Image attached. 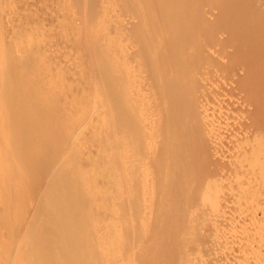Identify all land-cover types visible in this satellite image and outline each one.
Segmentation results:
<instances>
[{
  "label": "bare ground",
  "instance_id": "1",
  "mask_svg": "<svg viewBox=\"0 0 264 264\" xmlns=\"http://www.w3.org/2000/svg\"><path fill=\"white\" fill-rule=\"evenodd\" d=\"M80 1L81 0H79L78 3H80ZM126 1H121L122 5H119V7L122 8L123 6L124 8V10L120 8L121 10L119 9V12L121 14H123L122 12L125 13L123 14V16L125 15L123 17L118 12L120 16L123 17V19L120 17L122 19L121 23L120 20L117 19L119 20V23L121 25H118L121 28V31H119L117 35L114 30V27L116 26V24H118V22L115 20L116 18H114V20L115 23H117L113 24L114 21L112 22V26H114V29L112 28L111 24L109 26L110 29L112 28L111 30L109 29L110 32L113 30L114 31L111 34L108 32L110 34L109 38L111 39L108 38L109 48L107 51L108 46L106 47V51L108 53L105 56V63L101 58L102 55H99L100 51L99 53L96 52L97 56H95L94 51L92 52L94 54L93 57H95L94 60L97 59V61H93L98 62V64L96 63L95 65L94 63H92L95 67L97 66L96 68L94 67V70H99V68L103 67L102 69L106 73L105 74L102 69L99 70V72L102 73L101 76H103L105 79L104 89L106 102L104 103H107V108L105 111V127L107 129H105L107 155L109 160L112 161L110 162L111 167L119 172V179L121 178L119 180L121 181V187L125 186L123 187L124 191H122L124 193H121V201L119 203V205H121V207L119 206V213H122L120 214L121 220L120 223L116 225L114 229H112V232H119L121 235H127L129 233V230H131L139 220L140 215H142V207L140 206L141 202H143L141 200L143 199L140 200V197L141 193L144 190V187L147 188V185H152V187L155 188L156 184L158 185L159 183L162 184L164 182L165 185L167 184L166 181H168V185L172 186L173 189H168L167 187L169 186L166 185L167 187H164L162 185L163 188L168 189L166 191L169 194L168 197H171L169 190H172V192H174V187L176 189H179V191L181 189L183 190L184 194H179L180 204L177 203V206L176 202L174 201L175 197H171L173 198V201L171 200V202L174 205L176 204L175 206L177 207H175L176 210L172 212V209L170 212V208L171 206H173V204L169 201L170 197L166 198L168 200L163 199L164 203L158 204V206L152 208L150 210L149 216H157L156 222L158 224H161V222L163 221L164 226L171 225V227L175 230L172 233L175 237H168H173L174 240H170L174 241L176 245L177 242L178 244H182L184 235H187L185 233L189 232V235L194 231L200 232L197 229H200V227L198 226H200L201 223L202 226L203 224L204 226H206L205 224L207 223V221L211 222L214 219L211 216L217 217L216 214L213 215L214 212L209 216L202 215L205 218L203 217V219L202 216H200L203 221H198L200 224L196 223L197 226L195 224L194 226L193 224H191L192 226H189L187 224L188 221H186V219H188L189 217L186 219L184 218L188 216L187 214L189 213V211H191L190 207L193 206L192 203L194 202L196 204L194 199H196L195 196L202 188V185H205V183L209 181V178L211 180L214 177L216 178L219 174V169L221 172L223 171L222 168H219L220 157H218V155L221 152L217 151V149L220 150L221 144L219 143V148L217 147L218 143L216 142L219 134H216L214 131H221L218 130L219 128L221 129V124L228 125V123L225 122V118L221 116L220 119H218L221 120V118H223L224 120L222 119V122L224 123L220 121L221 123L219 122L220 125H218V127H220L217 129V124L214 125V121L217 118L215 117L216 115L214 116L213 114L214 111L212 113L213 115H211L214 116V118H211L210 116L212 110L218 108L215 110L216 112L217 110H220L219 107L222 108V110L223 107H225L226 111H224L226 112V115L224 114L225 112L221 110L217 111L216 113L223 112L221 115H225L227 121L229 119V124H231V126L233 127L232 132L235 133L236 131L237 134L239 133L238 135H241L240 132L242 133V137L238 136L240 139L242 138L241 141L239 139V143L243 141V147L241 148L242 150L240 149L241 146L238 145H234V148L238 150V154L240 153L242 154V157L246 158L247 164L249 163V168H246L249 170H264V0ZM116 29H118V27ZM118 30L116 31L118 32ZM111 35L114 36L111 37ZM117 49H119V51ZM92 55L90 56V59ZM90 61L92 62V60ZM106 64L107 66L104 68ZM1 65H3V63H1L0 66ZM2 69L3 66H1V71L4 72L5 69ZM2 72H0V74ZM99 72L97 73L98 75ZM103 73L105 74V76ZM1 75L3 76L4 74L2 73ZM7 75V77L12 76V74L9 75V73ZM217 75L218 78H220L219 76H221L224 81L221 80L222 78L218 79L216 77ZM212 76L213 78L215 77V79H212ZM4 77L5 75L3 76V78ZM7 77L4 79L1 77L2 81L5 80L3 82H7L6 84L8 85L7 86L5 84L6 87L4 88L6 89H3L2 87L5 85H3V83L1 82V88L2 90H4V92L6 90H9L8 93L5 92L6 94H9V97L7 98L5 95L1 96H5V98L8 99L10 103L7 101V99L6 102H8L10 106L7 103V106H5V104L2 102L6 108H4L5 112L0 115V124L3 126L0 127V133L2 134L1 131H4V134L0 135V137L3 136V141L0 139V186H2L1 183L3 184V186L5 184V186H2L4 189L2 187L0 188L1 190H4V192L8 193L5 197L6 200L7 197L9 198L12 195L14 196V202H11V199L13 198H9L10 203H7L9 199L7 200V202L5 199H3V201L6 202L5 204H9V206L7 205L9 207L7 208L9 209V213L12 210V214L8 213V216L3 213L7 210L5 209L6 205L4 206L3 203H0L4 206L2 207L0 205L2 207V209H0L5 210L2 211L3 214L0 212V215L2 216L0 218V224L1 227L4 225L3 227L6 229L5 231L3 229L0 231H9L8 233L10 235L16 236H11L13 238H11L13 243L11 241L9 245L4 244L5 247L6 245L11 247V251H8L9 255L7 254L8 252L3 254V252H5L6 250L3 251L1 250L2 247L0 248V254H3L1 255V257L4 258L2 259V262L5 261L4 264H8L10 262L16 264L17 261L16 263L14 261H10L9 257L11 256L10 258H17L20 250L16 248H23V250L25 251L24 253H29L27 252L28 250H25L26 244L29 242V244L31 245L28 246L29 244H27V249H30V247H32L31 250L33 249V251H30V253L27 254L29 261L31 259L29 264L33 262L32 259H35V261L38 260V263L35 262V264H40V259L37 258L36 260V257H38L39 255L42 259L41 264H96V259L98 258L97 257L95 259L94 256L96 255H94L91 259L87 257V253L89 252V250H85L86 243H88L89 247H87L89 249L91 245L94 246L96 244H98V246L102 248L103 244L100 243L99 240L94 241L96 244H94V242H91V237L94 236H90L89 238L87 237L88 240L87 238H84L87 235H96L95 232L98 231L96 219L93 218V215L88 211L92 205L97 204L98 198L90 196L88 200L87 197L84 199L83 193L85 194L86 191V194H88L87 188L90 187L86 188L85 184L86 190L84 191V184L82 183V186L79 185L80 183L78 181V177L82 174L77 172H79L80 170V172L82 173L83 167H81L82 169H78L79 165L77 166V163L81 161L80 158H82V161L84 160L87 163V159L86 156L83 157L82 155H77V152L75 150L76 148L73 147L76 140L73 136L77 137V135L81 132H85L82 133L85 135L88 134L89 131L87 133L86 127L83 128L79 126V120L77 117V121L74 122L75 120L73 121L71 119V116L69 115L68 117L72 120V122H74L72 123L74 126L71 127L72 124L70 125V123L67 126L68 121L65 120L69 118H66V112L64 114H61L63 112L59 113L58 111L54 110V112L59 113L58 115L51 110L53 108H49L51 111L50 112L48 111V108H45V110L47 109V111H45L43 107H38L39 104H36V100L34 99V97L38 95V91L35 95V93L33 92L34 90L32 89L34 85L29 86L30 90H32L31 92L34 94H32L31 97L32 99H34L33 101H35V103H33L40 109L37 111V107H35L32 102L29 104V102L27 101H19V98L17 99V93L20 91L19 96H21V91L23 90L22 87H19L20 80L18 78H20L21 76H13V81H11L12 79L10 80V78H8V80ZM6 79L11 82L9 83L8 81H6ZM15 80L17 82H14ZM18 87L19 89H22L19 90ZM36 87L37 86H35V88L33 87L35 91ZM25 88L27 89V87ZM101 89H103V87ZM101 89L99 88V90ZM4 92L3 94H5ZM15 95L17 96L15 97ZM211 97H214L215 99L213 100ZM216 98H219L220 100H216ZM2 99L4 98H1L0 100L2 101ZM16 99L19 102H17ZM29 100L31 101V98ZM210 100H212L213 102L216 100L217 105L215 106L216 102H214V104ZM218 100L220 101V104H218ZM21 101H23L24 103H22ZM209 102L211 103V108L213 104V106L215 107H213L214 109L210 108V113L208 112V110L210 111L208 107ZM18 103L19 105L23 104V106H25L24 108L27 107L26 109H28L29 105H33L32 107L30 106V108L31 110H34V116L31 115L30 111L27 112L29 109H24L22 105V107H19L17 105ZM218 105L220 106L217 107ZM1 107L2 105H0V108ZM42 108L43 110H41ZM71 109L68 110L71 112L74 111ZM24 111L27 113H25ZM42 111L46 113L49 112V114H51L52 116L54 115L53 117H56V119L59 118H57V116H66L61 117V120H63V122H56L58 123L57 126L60 124V130H58L60 131V133L57 131L58 128L53 129V127H51L55 122L52 123L50 120L54 118L52 117V119L50 118L48 121V113L45 115ZM36 112L38 114L40 112L41 115L46 116V119H43L47 120L46 123L42 121V119L40 118L42 116H40V114L38 117L37 115H35ZM52 112L54 114H52ZM77 112H79V110ZM92 114L87 115L86 113V116L89 118ZM74 115L78 116V114L76 115L75 113ZM218 115L219 114H217V116ZM44 116L43 118H45ZM39 118V122L42 121V123L40 124L38 122ZM218 119L217 121H219ZM59 120L60 119H58V121ZM71 120L69 122H71ZM64 122L66 126L63 125ZM44 124L50 126L52 130L50 129V127L47 128L46 125L44 128ZM39 125H41V127ZM63 126H65L64 129ZM214 126H216V128ZM38 127L39 130L43 127L41 129L42 132H44V129H48L46 131L47 133L49 132L48 134H51L50 131L52 132V134L53 131L54 134L57 131V135L55 134L56 137L52 134L48 135L51 137L48 139L44 138V141L42 138L43 136H40L39 134L40 131L37 130ZM222 127L226 128V126L223 125ZM62 131L66 133L67 138L65 135H62ZM36 132H38V135H35L37 134ZM96 132H101V130ZM231 134L233 135V133ZM237 134H235V140L230 137V140L232 142L234 140V144L236 141H238V138H236ZM216 135H218L217 138ZM39 137H41V139H38ZM65 140L67 142H64ZM70 140L73 141V144H70L72 143V141ZM218 141L220 142L219 138ZM155 142L156 144L153 146V148L150 147L152 148L151 151L145 152L146 149H149L147 147ZM1 143L4 148L1 146ZM61 143H67L69 147L67 148L68 145L64 144L66 145V147H64V150ZM236 144L238 143L236 142ZM236 146H238L240 150L237 149ZM73 149L76 153L73 152ZM226 152L228 151L226 150ZM233 152L235 154H233ZM68 153H71V155H69ZM228 153V156H230V154L234 155L231 156L232 158L237 155L236 151L234 150H231ZM65 156L66 158L69 157L68 160L66 159L67 161H72L71 163L75 162L71 167L72 169L70 167H67L68 164L71 163H68L67 161L65 163V161H63L65 160ZM240 156L241 155H239L237 158H241ZM78 160L79 162H77ZM169 160L170 163H166V161L168 162ZM238 161L242 162L244 160L241 161L238 159ZM222 163L228 171V165H230V163L228 165H225L224 162ZM64 164L66 167L64 166ZM237 164L235 163V165ZM244 165L246 166V164ZM237 166H240V163ZM245 166L242 167L245 168ZM229 167L231 168L234 166L232 165ZM156 168L157 170H155ZM28 169H31V171H29ZM199 169H203V172L207 174H202V170H200V172ZM237 169L239 170L240 168L237 167L236 170ZM24 170L33 172L30 173L32 179L31 177H29L32 183L36 182L37 180L38 183L41 182V184L39 185L36 183L37 186L35 183H33L36 186H33V188L35 187L37 189L35 190L34 188V191H36L35 194L30 193L33 192L31 191L32 189L30 190V192L29 190H26L28 193H30L31 196L36 195L37 197H33L36 198L37 201L35 203L33 202L34 205H31L32 201H28L27 203L30 202L31 206L27 204L25 205V207L24 204H22V200H20L21 198L19 197H22V194L26 192L24 190L26 189L24 187L26 186L28 180L26 176L30 175L27 174V172V175H24ZM145 171L149 172H147L149 178H147V176L145 177L149 180H147L146 182H142L141 180L143 178L141 177L143 176H141V174L144 175L143 173H145ZM170 171L176 172L175 175L177 176H175V180L178 177L173 185L166 176L170 174ZM166 172L169 173L166 174ZM147 173H145V175H147ZM33 174L35 175V177ZM162 174H165L163 175L164 179L161 178ZM22 175L23 177H21ZM61 175H63L62 180L60 179ZM193 175H195V177ZM205 176L207 181L205 180ZM24 177H26V179H23ZM33 177L36 179L35 181ZM198 178L200 181L202 180L204 184L202 182L199 183V180H197ZM160 180H162V183L160 182ZM203 180L206 182H204ZM23 181L24 184L26 183L25 185L23 184ZM30 181L28 183H30ZM169 182L171 184H169ZM19 184L24 185V189H17L18 187H20ZM15 185L16 187H14ZM29 185L32 186L31 183L27 186ZM79 186L83 189H80ZM197 186H200L198 187L199 190L196 188ZM163 188H161L162 191ZM21 189L24 190V192H22L21 195L18 194L20 196L15 195L18 192H21L19 191ZM187 189L189 190V192ZM79 190H81L82 195H78ZM190 190L193 193L190 192ZM4 192L3 194L5 195ZM159 192H161V190H159ZM164 192L162 196L165 198ZM185 193H191L190 195H192L194 199L192 196ZM3 194L1 195L3 196ZM25 194L26 193H24V195ZM27 194L25 195V197L27 196L26 198L29 199L28 197L30 195ZM145 194L143 195V197H145ZM186 195L190 197L187 198ZM15 196H17L16 200L19 199L18 201H21L20 203L15 200ZM189 198L193 202L189 201ZM91 199L93 200L92 202ZM95 199L96 202L94 201ZM24 201L26 203V199L23 200V203ZM86 201H88V203H94L90 204V206L88 204V206L90 207L89 208L86 204ZM137 202H139L140 205ZM116 206L118 209V205ZM107 207L104 206V214L102 215V217L105 215V212L107 213L110 210L109 208V210H107ZM1 219L5 220L2 221ZM165 221H167L168 224H165ZM1 222H3L4 224H2ZM209 222L207 224H210ZM173 225L175 226V228ZM202 226L200 235H205L204 232H206L207 227V230H211L209 229V226L205 227V229L203 230ZM178 231L180 232L178 233V236L180 235L181 237H177ZM23 235L25 239L29 237L27 243L25 242L27 241V239L24 241ZM84 235L85 237L82 238L81 236ZM138 235L143 234L139 233ZM0 236L2 235L0 234ZM165 237H161V241L160 238L156 239L157 241L159 240L158 244L162 242V239L167 240L168 237ZM32 238L33 241L30 240ZM92 239L95 240L94 238ZM142 240V237L123 239V241H117L116 239H114V243L116 241L118 243H121L123 247L122 249L124 250L123 251L121 249L120 253L123 256L120 254L119 264H126V262H129V264H133L130 257L132 256L133 258V256L138 252V248L141 247ZM165 240L164 242H166ZM22 241L23 244H25L24 246L22 244ZM157 241L153 242L154 248ZM174 242L166 243L173 246ZM89 243L91 244L89 245ZM1 244L3 245V243ZM171 245H169L170 249H172ZM13 246H15V248ZM93 246L90 249L91 254L88 255L90 257L92 254H94L92 249L95 247ZM162 246V249H164L163 252L165 251L164 254H166V252L168 251H166L167 248H164L166 244H163ZM178 246L180 245H177V249ZM15 249L17 250L16 257L14 255ZM98 250L99 248L96 249V251ZM12 251L14 252V254H12ZM174 251H176V248ZM174 251L171 250L169 253L173 257L175 255L173 254ZM96 254H98V252H96ZM169 254L168 257H172L169 256ZM127 255L129 256V258L127 257ZM5 256H8L9 261L8 259L5 260ZM21 257L22 256H20V259ZM25 259L23 257L20 263L27 264V262H25L27 259ZM22 260L25 263H23ZM99 260L97 261L100 262ZM174 260H176L175 257ZM154 262L156 264V261ZM173 263L174 262H172L171 264ZM116 264H118V262H116Z\"/></svg>",
  "mask_w": 264,
  "mask_h": 264
},
{
  "label": "rangeland",
  "instance_id": "2",
  "mask_svg": "<svg viewBox=\"0 0 264 264\" xmlns=\"http://www.w3.org/2000/svg\"><path fill=\"white\" fill-rule=\"evenodd\" d=\"M78 1L79 0H0V64L3 63V65H1V66H3V69H5L4 72L6 74L1 71V66H0V72H2L5 75L4 78H6L8 76L7 75L8 73H9V75L12 74V76L7 77V79L10 78V80L12 79L13 76H19V77L21 76L20 78H18L20 80V86L19 87H22L23 90L21 91L22 92L21 96H19L20 91L19 92L17 91L18 92L17 93L18 94L17 99L19 98L18 99L19 101L20 100L27 101L30 104L31 102L35 103V101H33L35 99L36 104L37 103L39 104L38 107H40V108L43 107L44 110H45V108H48V111H50V109L53 108V109H51L53 112H54V110L58 111L59 113L63 112L61 114H64L66 112L65 115L67 117L65 115L60 114L61 116H57V118L59 117L58 119H60L58 121V119H56V117L55 118L53 117L54 115L52 116L51 114H49V112H47L48 113L47 114L46 112L42 111L45 115L47 114V116L51 115L50 117L48 116V119H47L48 121L50 118L52 119V117L55 120H57V121H55L54 119H52L53 121L50 120L52 123L55 122L54 123L55 125L52 123H49V124L53 125V126H51V127H53V129L58 128L57 131L60 130L59 129L60 124L57 126L58 123H56V122H59V123L61 121L63 122V120H61L62 119L61 117L65 116L66 118H69L68 116L70 115L71 119L73 121L75 120L74 122H76L77 118H78L79 126H81L83 128L86 127L87 133L89 131V133L85 134V135L82 134L85 132H81L80 134L77 135V137L73 136V137H75L74 139H76V140H75L74 146L72 145L73 147L76 148L75 150L77 152V155H82L83 157L86 156V159H87V160L85 159L87 161V163H86L84 160H83L84 162L82 161V158H80L81 159L80 162H81L82 166H81L79 160L77 161L79 163L76 162L77 166L79 165L78 166L79 168L77 167L78 169H82L81 167H83L82 173L80 172V170H79V172H77V173L82 174L81 176L78 177L79 180L77 179L80 183L79 185H81L83 183L84 184L83 188H85V184H86V188L90 187V188H87L88 194H86V191H85L86 188L84 189L85 194H86V196H85V194L83 193L84 199L87 197V200H88V198H90V196L91 197L93 196L94 198H98L97 204L92 205L91 208L89 206H90V204H93L94 202L88 203V201H86L87 206L89 204L88 207L90 208V209L88 208L89 209L88 211L90 212V214L93 215V218L96 219V223L98 225V231L95 232L96 235H87L86 237L84 235L81 237L82 238L85 237L84 239H86L87 237L89 238L90 236H94V237H91V242L99 240V242L103 244L102 245L103 247L100 248L98 246V244H96L94 242V244H96V245H94V246L91 245V247H90V249L92 248V246L95 247L92 249L94 254H92L90 257L88 255L91 254V252H90L91 250L88 248L89 247L88 243H86V246H85L86 249L85 250H87V251L89 250V252L87 253L88 254L87 257H89V259H91L94 255H96V256H94L95 259L97 257L100 259V260L98 258L96 259V264H99V263L100 264H113V263L116 264V262H118V264H119V259H120V254H121L120 252H121V249L123 247H122V244L118 243L117 241H123V239H128V238L142 237L143 240H142L141 247L138 248V252L133 256V258H132V256L130 257L133 264H135V263L136 264H150V263L155 264L154 261H156V264H160V263L161 264H166V263L171 264L172 262H174L173 264H264V180H263L264 179V170H261V169L249 170L246 168V167H248L249 163L247 164L246 158L242 157V154H240V153L238 154V152H237L238 150H236V148H234V145L241 146L240 149L243 147V144H242L243 141L241 143H239L242 140V138L241 139L239 138V137H242L241 136L242 133L240 132L241 135H238L239 133L237 134L236 131H235V133L232 132L233 127L231 126V124H229L230 123L229 119H228V121L226 120L227 118L225 116L226 115L225 107L221 106V107H223V110H222V108L219 107L220 105L217 106V107H219V109L221 111L225 110L224 111L225 115H221L223 112L222 113L221 112L216 113L217 111H220V110H217L215 112V110L218 108H215L213 105L215 104L214 102H216L215 106L217 105L216 100L219 98H216V100L214 102L212 100H210L214 104L212 103L213 105L211 108L210 107L211 103L209 102V105H208L209 109L210 108L211 109L215 108V109L212 110V112L210 109V111L208 110V112L209 113L211 112L210 116L213 114H214V116L216 115L215 117H217V118L214 121L215 122L214 125L217 124L216 125L217 129L220 127V126L218 127V125H220V123L224 120L223 118H225L224 121L228 123V125L221 124V129L220 128L218 129L221 131L215 130L214 132L216 134L217 133L219 134V136L216 135V138L218 136V138L220 139V142H219L218 138L217 139L215 138L217 140V141L216 140L215 141L218 144L216 142L215 143L217 144V147L220 148V146H221V148H222V149L220 148V150L217 149V151L218 152L220 151L221 153L223 152L222 154L221 153L219 154L217 152L220 155V156L218 155V157H220V166L221 165L224 166V164L222 162L225 163L227 161L225 163V165H228L230 163V165H228V168L230 169V171H229V169L227 171L225 166L224 167L219 166V168H222V170L224 172L223 171L221 172L219 169L218 170L219 174L217 173L218 176L216 178L214 177V178H212V180L209 178V181H207L206 176H205V180L207 181L206 182L203 180L204 182H206L205 185H202V188L200 190L198 188L201 186L200 184H199L200 186L196 187L199 190L198 191L199 195L197 194L195 196L196 199H194V197L192 195H190L191 193L190 194L185 193L187 195L192 196L193 199L195 200L196 204H197L196 205L193 201H191L190 198H189L190 200L188 199L189 201L193 202L192 205L194 207L193 206H191V207H192V209L193 208L194 209L192 210L190 207L191 211H189V213L187 214L188 216L184 217L185 219L189 217L188 219H186V221H188L187 224L189 226H192L191 224H193V226H194V224L197 226V224L199 223L198 221H201V220L203 221V219L205 218L202 215L209 216L210 214L212 215V213L214 212L213 215L216 214L217 217L211 216L214 219L211 222L207 221V223L209 222L211 225L207 224L205 222L206 226H204V224L202 226L201 225L202 223L201 224L199 223L200 226H198V227H200V229L199 228L197 229L201 232V230H202L201 226H202L203 230L205 229V227L209 226V229H211V230L210 231L207 230L208 229V227H207V229H206L207 233L204 232L205 235H200V232H197V231H194L193 233L191 232L192 234H189V235H188L189 232L185 233L187 235H184L183 240H182V242H183L182 244H178V242L175 240L177 242V245H180V246H178V249H177L176 243L174 241L170 240V239L174 240L173 237H175L172 234L175 230L171 227V225L164 226L163 221L161 222V224H158L156 222L157 216H154V217L149 216L150 210L152 208L158 206V204H163L164 200H168L166 198H169L170 196L168 197L169 194L166 191L168 189H173L172 186L168 185V181H166L167 184L164 185V182L162 183V180H160V182L162 184L159 183L157 185L156 184L157 182H156L155 188L152 187V185H147V188L144 187V190L142 193H144V194L146 193L145 197H143L144 194L141 193V197H143V198L140 197V200L143 199V200H141L143 202L139 201V202H141L140 207H142V209H141L142 215H140L139 220L132 227V229L129 230V233L127 235H121L119 232H116V233L112 232V229H114L115 226L118 225L120 223V220H121L120 214H122V213H119V210H120L119 206L121 207V205H119V203L121 201L120 200L121 199V197H120L121 193L124 191L123 187H125V186L121 187V181H119L121 179V178L119 179V177H120L119 172L111 167L110 162H112V161L109 160L108 155H107V141H106V130L107 129L105 127V120H106L105 111L107 108V105H106L107 103H104V102H106V95H105V89H104L105 88V85H104L105 79L103 76H101L102 73L99 72V70L103 68L102 66H100L102 68H99V70H97V69L94 70V67H95L94 65L96 63L98 64V62H94L95 60L97 61V59L94 60L95 57H93L94 54L92 52L94 51L95 56H97L96 52L99 53V51H100L99 55L100 56L102 55L101 58L104 60V63H105V61H106L105 56L107 55V53H108L107 51L109 48V43H108L109 42V40H108L109 35L111 33H113L114 30L117 33V35H118L119 31H121V28L118 25H120L121 20L125 16V15L123 16V14H125V13L122 12L123 14H121L119 12V9L121 8V7H119V5L120 6L122 5L121 1H126V0H81L82 1V3L80 1L81 4L78 3ZM136 5H137V3H136ZM121 9L124 10L123 6ZM118 12L123 17H121ZM114 18H116L115 20L118 22V24H116L117 22L115 23ZM117 19L120 20V23H119V20H117ZM112 22H113V24H116L115 27L112 26L113 25ZM110 24H111L112 28L113 27L115 28V29L113 28L114 30L111 32H110V30L112 28L110 29V27H109ZM117 27L120 30L116 29ZM116 30H118V32ZM114 35H111V37H113ZM109 39H111V38H109ZM106 47H107V51H106ZM117 50L119 51V49H117ZM91 55H92L93 59H92V57L90 59ZM97 58H100V57H97ZM90 60H92V62ZM103 60H101V61H103ZM92 63H94V65ZM117 63H118V61H117ZM4 64H5V66H4ZM100 65H104V64H100ZM106 66H107V64L104 66V68ZM98 67H99V65H98ZM91 70L93 71V74H92ZM102 71H103V69H102ZM98 72H99V75L97 74ZM103 72L105 73V71H103ZM1 74H0V78L1 77L3 78L4 75L2 76ZM13 74H15V75H13ZM105 74H104V76H105ZM216 77L218 78V75ZM219 77L220 78H218V79L222 78L221 76H219ZM2 78L0 80V84L2 82L3 85H5L7 82L6 83L3 82L5 80L2 81ZM7 79H6V81L9 80V79L8 80ZM212 79H215V77L213 78V76H212ZM19 80H18V82H19ZM221 80L224 81L223 78ZM11 81H13V79ZM14 82H17V81L15 80ZM6 85L2 87V84H1L0 89L1 90H2V88L6 89V88H4V87H6ZM30 85L31 86L34 85L33 86L34 88H35V86H37L36 91L32 87L35 95L37 94V91H38V95H36L34 97V99H32V97H31L33 93L31 92L32 90H30V88H29ZM19 87H18V89H19ZM25 87H27V89ZM102 87H103V89H101ZM99 88L101 90H99ZM21 89H19V90H21ZM1 90H0V92H1ZM8 91L6 90L5 92L8 93ZM3 92H4V90H2V92H1L2 94L0 93V99L4 98V99H2V101L0 100V102H1L0 105H2V107H3V108L2 107L0 108L1 109L0 115H2V113L5 112V109H4V108H6L5 106H7V104L9 105V103H10L7 99L9 97V94H6L5 92H4L5 94H3ZM1 95H5L7 98H5V96L2 97ZM16 96L17 95H15V97ZM214 97L213 98L211 97V98L214 100L215 99ZM30 98H31V101L29 100ZM6 99L9 103L6 102ZM18 100H17V102H19ZM102 100H103V102H102ZM23 101H21V102L24 103ZM2 102L5 104V106L3 105ZM34 103H33V105H35ZM218 104H220V101ZM17 105L19 107L21 105L23 106V104L19 105V103ZM33 105H29V107H28L29 110L26 109L27 107L24 108L25 106H23V108L28 110L27 112L30 111L31 115H33L34 110L33 109L31 110V108H30V106L32 107ZM221 105H223V104H221ZM48 106H50V107H48ZM35 107H37V106L35 105ZM71 107H72V109H71ZM37 108H36V110L38 111L40 108H38V109ZM43 108L41 110H43ZM68 109L75 111V112L72 111L73 115H72V112L69 111ZM78 110H79V112H77ZM45 111H47V109ZM213 111H214V113H213ZM27 112H25V113H27ZM53 112H52V114L57 113V112H54V113ZM36 113H35V115H37V117H38L40 112H39V114L38 113L36 114ZM59 113H57V114L59 115ZM74 113L76 115L78 114V116H75ZM86 113H87V115H90L92 113L93 114L88 118L86 116ZM217 114H219V115L217 116ZM40 116H42V117H40L42 119V121L44 123H46L47 120H43V119H46V116L41 115V114H40ZM43 116L45 118H43ZM214 116H211V118H214ZM221 116L223 118H221V120H219ZM40 118L38 119V122H39ZM69 119L65 120V121H68V124L66 122L67 126L69 125V123H70V125L72 123H74V122H72L71 119H70L71 122H69L70 121ZM217 119L219 121H217ZM28 121H30V120H28ZM42 121L39 122V124L42 123ZM222 123H224V122H222ZM227 123H225V124H227ZM47 124H44V128H45V125L47 128L50 127ZM63 125H65V122ZM222 125L226 126V128L227 127L228 128L226 129L225 127H222ZM1 126L2 125L0 124V127ZM39 126L41 127V125H39ZM65 126H63V129L65 128ZM72 126H74V125L72 124L71 127ZM216 126H214V127L216 128ZM51 127H50V129H51ZM42 128H40V130H39V127H38L37 130H39L41 132V133L39 132V134H40V136H43L42 137L43 140H44V138H47V139L50 138L51 136H48V135H51L52 132L50 131L51 134H48L49 132L48 133L46 132L48 130L47 128H46L47 130L44 129V132H42L41 131ZM0 130H1V128H0ZM99 130H101V132H96ZM227 130H229V131H227ZM57 131L55 133L56 135H57ZM71 131H72V129H71ZM1 132H2V134H4L3 130ZM58 132L60 133V131H58ZM62 132L65 133L64 131H62ZM36 133L37 134H35V135H38V132H36ZM63 133H62V135L66 136V133L65 134H63ZM221 133H222V135H221ZM231 133H233V135ZM2 134L0 133V135H2ZM55 134L53 131L52 135L55 136ZM235 134H237L236 138H238L237 139L238 141H236V142L238 144H236V142L234 144ZM2 137L3 136L0 137L1 140L3 139ZM57 137H59V136H57ZM230 137L232 139H234L233 142L230 140L231 139ZM66 138H67V136H66ZM38 139H41V137H39ZM239 139H240V141H239ZM1 140H0V142H1ZM70 141H72V140H70ZM78 141H79V143H78ZM64 142H67V141L65 140ZM2 143H1V146H2ZM219 143L221 144L220 146H219ZM232 143H233V145H232ZM64 144H67V143H64ZM64 144H62L63 149H64V147H66V145H64ZM68 144H69V142H68ZM70 144H73V141ZM155 144H156V142L150 144V146L147 145L149 147H147V146L146 147L149 149H146L145 152L151 151V149L153 148V146ZM239 144H241V145H239ZM238 146H236L237 149H239ZM2 147L4 148V146H2ZM68 147H69V145L67 146V148ZM150 147H152V148H150ZM230 149L236 151L238 156L241 155L240 157L242 159L237 158L238 157L237 155L232 158L231 156L233 154H235L234 152H233V154H230V156H228V154H229L228 152L231 151ZM73 150H71V151H73ZM75 150L73 152H75ZM221 150H223V151H221ZM226 150L228 152H226ZM239 152H241V151H239ZM230 153H232V152H230ZM68 154L71 155V153H68ZM224 156H225V158H224ZM68 158L69 157L66 158V156H65V160H63V161H65V163H66ZM222 159H224V160H222ZM238 159L241 161L242 160H244V161L240 162V161H238ZM67 162L71 163L72 161H67ZM237 162H238V164H237ZM61 163H64V162H61ZM74 163L68 164L67 167L71 168ZM166 163H170V160L168 162L166 161ZM235 163L237 165H239V163H240V166L235 165ZM244 164H246V166ZM232 165L234 167L230 168L229 166H232ZM64 166H65V164H64ZM236 166L239 167L240 168L239 170H241V171H239L238 169L236 170V168H237ZM242 166H245L246 170ZM157 167H158V165H157ZM223 168H225V169H223ZM233 168H234V170H233ZM31 169H28V170L31 171ZM26 170H24V172H25L24 175H27V174L30 175V173H33V172L26 171ZM155 170H157V168ZM200 170H202V174L205 173V172H203L204 171L203 169H199V171ZM26 172H27V174H26ZM147 172L148 171H145V173H147ZM145 173H143V174L145 175ZM148 173L145 176L141 174V176H143V177H141V178H143L141 180L142 182L143 181L146 182L147 180H149V179L145 178L146 176H147V178H149ZM167 173H169V172H166V174ZM175 173H176L175 171H170V174L166 175L168 180L171 181L172 185H173V183H175V181L178 178L177 177L175 180V176H177V175H175ZM197 174H198V172H197ZM205 174H207V173H205ZM261 174H262V176H261ZM35 175H34V177H35ZM163 175H165V174H162L161 178H163ZM195 175H193V176L195 177ZM199 175H201V174H199ZM62 176L63 175L60 176L61 180H62ZM166 176H165V178H166ZM198 176H196V177H198ZM21 177H23V175ZM26 177L28 178L29 181L32 179L31 175L26 176ZM26 177H24L23 179H26ZM29 177H31V179H29ZM34 177H33V179L35 181L36 179ZM199 178L197 180H199ZM202 178H204V177H202ZM207 179H208V176H207ZM28 180H27V184L25 183L26 184L25 187H24V185H25L24 181H23L24 185H20L22 183V180H21V183L19 184L20 187H18V185H17V187H18L17 189L26 188L24 190L25 191L29 190V192L32 189L31 191H33V192H30V193L35 194L36 191H34V188L37 186V184L38 185L41 184V182L38 183V180L36 182H33L35 184L37 183L35 186V184H33L30 181L32 186L29 185L30 186V188H29V186H27L28 184H30V183H28L29 182ZM254 180H256V181H254ZM2 182H3V180H2ZM25 182H26V180H25ZM200 182H202V180L201 181L199 180V183ZM171 183L169 182V184H171ZM87 184H88V186H87ZM210 184H212V185H210ZM1 185L3 186L2 183H1ZM7 185H9V184H7ZM162 185L164 187L169 186L170 188L169 187H167L168 189L163 188ZM2 186H0V187H2ZM4 186H5V184H4ZM12 186H13V184H12ZM33 186H35V187L33 188ZM14 187H16V185ZM27 188H29V189H27ZM79 188L83 189L80 186H79ZM161 188H163V191ZM5 189H9V188H5ZM12 189H14V188H12ZM22 189L19 190L21 192H18L15 195H18V194L21 195L22 192H24V190H22ZM174 189H175V190H173L174 192H172V190H169L170 195H171V197H175L174 201L176 202V204L177 203L180 204L179 203V199H180L179 194H184V192L182 189L180 191H179V189H176L175 187H174ZM190 189H191V187H190ZM35 190H37V189L35 188ZM159 190H161V192H159ZM0 192H1V194H3L4 190H1V188H0ZM163 192H164L165 198L162 196ZM188 192H189V190H188ZM190 192H192V191L190 190ZM4 193H5V195L3 194L4 198L0 194V197H1L0 199H2V200H0V203L1 204L3 203L4 206L6 205L5 209H7V208H9L8 207L9 204H5V203L7 202V200L9 198L11 199L14 196H12L10 194L11 197H9V198L7 197V200H6L5 197L7 196L8 193H6V192H4ZM13 193H15V192H13ZM24 193L27 194L28 192L26 191ZM24 193L22 194V197H19V198H21L20 200H22V204H24V207L27 204L30 205L31 201H32L31 205H34V203L37 201V199L34 198L33 196H35V197H37V196L36 195L31 196L30 193H28L27 195H30V196L28 197L29 199H27L26 198L27 196L25 197L26 194L24 195ZM81 193H82L81 190H79L78 195ZM20 195H18V196H20ZM190 196H187V198ZM16 197L17 196H15V200L17 199ZM171 197L169 199L170 202L173 199ZM3 199H5L6 202H4ZM10 199L7 203H10ZM24 199H26V203H25V201L23 203ZM18 200H16V201H18ZM28 201H30V202L27 203ZM92 201L93 200L91 199V202ZM94 201L96 202V199ZM11 202H14V198L11 199ZM89 202H90V199H89ZM139 202H137V203L140 205ZM178 204H177V206H178ZM116 205H118V209H117ZM175 205L173 204L174 208H173V206H171L170 212L172 209H173L172 212L174 210H176L175 207H177V206H175ZM1 206L4 207L3 205H1ZM1 206H0V208L2 209ZM104 206H106V207L110 206V207L106 208L107 210H109V209L110 210L107 213L105 212V215L102 217V215L104 214ZM7 210L5 211L3 209L0 212L2 213V211H5L3 213H5V215H7L9 213V209H7ZM10 213L12 214V210L10 211ZM200 216H202V218L203 217L204 218L201 219ZM1 217L2 216L0 215V218ZM4 220H2V221H4ZM212 222H215V223H212ZM1 223L4 224L3 222H1ZM164 223L168 224L167 221H165ZM3 226L1 227V224H0V227H1L0 230L3 229L5 231L6 229ZM174 228H175V226H174ZM216 229L218 232L216 231ZM133 230H135V231H133ZM4 231L3 232L0 231V234L2 235V236H0V239L2 241L1 240L0 241H1V243H3V245L0 243L1 244L0 248L2 247L1 250H3V251L6 250L5 252H3V254L7 253L9 250L11 251V247H9L7 245H9V243L12 241V239H13L12 237L16 236V235H13V236L10 235L8 233L9 231L8 232L7 231L4 232ZM139 233H142L143 235H138ZM178 233H180V232L179 231L177 232V237L180 236V235L178 236ZM168 234H170V235H168ZM5 235H6V237H5ZM175 235H176V233H175ZM20 236H22V235H20ZM27 236H25V237H27ZM168 236H173V237L169 238ZM18 237H19V235H18ZM161 237H165V238L168 237L167 238L168 241L165 239H162V242L158 244L159 240L157 241L156 239L160 238V241H161ZM23 238H24V235H23ZM28 238H26L27 241H25L26 239L24 238V241L26 243L28 242ZM33 238L30 240L33 241ZM88 238H87V240H88ZM92 238H94L95 240H93ZM114 239L117 240L115 243H114ZM164 240L168 243L174 242L173 246L171 244L164 242ZM177 240H180V239H177ZM154 241H157V243H155L156 244L155 248L153 246ZM12 243H13V241H12ZM4 244H7L6 247L4 246ZM22 244H23V241H22ZM27 244H29V242ZM27 244H26L25 250L26 251L28 250L27 252L30 253V251H33V249L31 250L32 247H30V249L29 248L27 249ZM90 244L91 243H89V245ZM163 244L164 245L166 244V246H164V248H167L166 251L167 250L169 251V252L168 251L166 252L167 255L164 254L165 251L163 252V250H164V249H162ZM24 245L25 244H23V246ZM30 245L31 244H29L28 246H30ZM169 245L172 246V249H170ZM10 246H12V245H10ZM23 246H21V247H23ZM13 247L15 248V246H13ZM97 248H99L98 251H96ZM175 248H176V251H174ZM16 249L20 250V252H19L20 254L17 252L18 253L17 258H10L11 257L10 256L9 257L10 261H14L15 263L17 261L18 264H21L20 263L21 259H23V257L25 259V257H26V259L28 261L25 259L26 260L25 262H27V264H29V262L31 261V259L29 261V258L27 257L28 256L27 254H29V253H24L25 251L23 250V248L22 249L16 248ZM16 249L14 251L15 254L12 251L13 252L12 254H14L15 257H16V251H17ZM171 250L174 251L173 254H175L174 257L176 260H174V257L171 254H169ZM95 251L98 252V254H96ZM210 251H211V253H210ZM21 252H23V253H21ZM31 253H33V252H31ZM3 254L2 253L0 254V260H1L0 262L2 264H4V262H5L4 260H3L4 262H2V259H4V258H2L1 255H3ZM7 254L9 255V252ZM12 254H10V255H12ZM38 254H40V253H38ZM168 254H169V256H172L173 258L168 257ZM14 255H13V257H14ZM34 255H35V252H34ZM20 256H22L21 259H20ZM36 256H38V255H36ZM39 256L36 257V260H37V258L40 259L39 263L41 264L42 259H41V256H40V258H39ZM18 257H19V260H18ZM127 257L129 258L128 255H127ZM6 259H8V256H5V260ZM9 259H8V261H9ZM12 259H16V260H12ZM97 260H99L100 262H98ZM32 261L33 262L30 264H35V262H37L38 260L35 261V259H32ZM168 261H170V262H168ZM22 262L25 263L23 260H22ZM10 263L14 264L13 262H10ZM10 263H8V264H10ZM123 264H125V263H123ZM126 264H129V262H126Z\"/></svg>",
  "mask_w": 264,
  "mask_h": 264
}]
</instances>
